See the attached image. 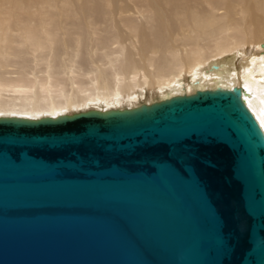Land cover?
Listing matches in <instances>:
<instances>
[{"label":"water","instance_id":"95a60500","mask_svg":"<svg viewBox=\"0 0 264 264\" xmlns=\"http://www.w3.org/2000/svg\"><path fill=\"white\" fill-rule=\"evenodd\" d=\"M241 91L0 117V264H264V136Z\"/></svg>","mask_w":264,"mask_h":264},{"label":"bare ground","instance_id":"6f19581e","mask_svg":"<svg viewBox=\"0 0 264 264\" xmlns=\"http://www.w3.org/2000/svg\"><path fill=\"white\" fill-rule=\"evenodd\" d=\"M190 1L0 0V117L240 87L264 136V0Z\"/></svg>","mask_w":264,"mask_h":264},{"label":"rangeland","instance_id":"374dc122","mask_svg":"<svg viewBox=\"0 0 264 264\" xmlns=\"http://www.w3.org/2000/svg\"><path fill=\"white\" fill-rule=\"evenodd\" d=\"M191 2V6L192 7H194V8H196V9H198V10H204V11H206L207 10V7H206V4H205V1L204 0H191L190 1ZM130 5H132V3L130 4ZM132 7V6H131ZM107 10V9H106ZM36 11V9L35 8H33V10H32V12H35ZM8 14H10L9 12H8ZM9 16H11V15H9ZM44 20V19H43ZM41 27H43L42 25L41 26H39L38 28H41ZM188 36H190V35H188ZM192 36V35H191ZM264 36V35H263ZM260 43V42H259ZM21 58L22 59H24V57L23 56H21ZM4 71H8V72H13L14 71V69H4V68H1L0 69V72H3L4 73ZM147 94H146V96L144 97V98H142V99H139V102L138 103H136L137 105L138 104H140V103H148L149 101H152V100H154V99H157L158 97L156 96V93H150L149 94V92H146ZM11 94H6V93H3V99H7V97H9ZM135 103V102H134ZM125 108H130L129 106H125ZM118 109V108H117Z\"/></svg>","mask_w":264,"mask_h":264}]
</instances>
